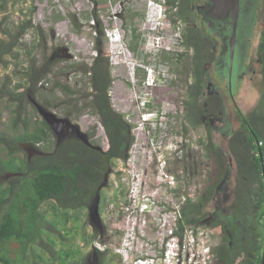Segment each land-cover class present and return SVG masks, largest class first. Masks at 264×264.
I'll list each match as a JSON object with an SVG mask.
<instances>
[{"label": "trees", "instance_id": "1", "mask_svg": "<svg viewBox=\"0 0 264 264\" xmlns=\"http://www.w3.org/2000/svg\"><path fill=\"white\" fill-rule=\"evenodd\" d=\"M91 1L93 7L98 5L95 0ZM165 5L173 10L171 23L181 24L179 33L184 53L191 52L184 78V119L190 126L202 128L205 134L200 141V160L196 162L198 175L203 176L201 188L195 199L184 205V220L219 230L221 237L214 248V264H262L264 224H259L255 209L263 186L264 16L257 46L262 66L260 99L247 114L241 113L232 101L240 123L235 128L224 89L213 84L209 76L215 60L214 30L203 26L193 0H165ZM90 18L92 33L104 36L96 9ZM71 21L77 23L75 19ZM28 24V21L20 24L22 33L30 27ZM76 26L79 30L80 26ZM129 32L132 39L137 37L136 28ZM14 46L15 42L1 49L0 44V56L10 53ZM94 50L92 62L79 68L87 76L86 92L80 95L59 82L55 88L68 97V103L73 102L72 106L82 102L84 108L96 115L107 140L104 150L86 145L71 134L65 133L57 139L49 125L37 116L28 96L38 95V84L52 73L51 69L45 70L48 61L37 67L32 60L23 74L27 82L24 87L17 84L10 90L5 81L0 88V100L14 104L11 125L16 132L12 136L0 133V147L6 150V156L0 158V264H29V255L36 263H43L42 255L34 252L35 246H43L48 260L55 264H66L69 258L75 257L78 250L62 257L60 250L51 248L52 233H59L60 247H63L70 220H85L84 225L90 224L89 209L106 174L109 179L114 163L125 162L129 156L134 126L111 104L109 91L113 79L109 56L97 45ZM209 82L212 85L208 88ZM23 88V92H18ZM29 105L34 110V119L28 118ZM22 146L32 148L33 154L21 156ZM220 195L223 205L217 207ZM50 215L54 218L51 221ZM85 242L89 244L91 238Z\"/></svg>", "mask_w": 264, "mask_h": 264}, {"label": "rangeland", "instance_id": "2", "mask_svg": "<svg viewBox=\"0 0 264 264\" xmlns=\"http://www.w3.org/2000/svg\"><path fill=\"white\" fill-rule=\"evenodd\" d=\"M98 5L93 7L91 0H0V44L1 49L15 42L11 52L0 56V88L5 81L10 90L17 84L26 85L24 73L33 61L35 66L42 67L49 62L45 70L52 73L39 84V94L29 97V102L53 113L57 118L68 119L78 125L80 130L95 146L103 150L107 148L104 131L96 115L83 107L82 102L72 106L68 97L58 88L56 82L69 86L80 95L87 91V76L79 70L89 65L96 55L94 47L99 46L111 63L113 79L109 97L113 108L126 115V119L134 127L133 152H135L138 167L155 180L161 172L171 174L179 186H185L189 200L195 199L196 192L201 188L203 176H199L196 162L200 160V141L205 137L200 127L190 126L184 119L183 100L185 97V69L190 65L191 52H186L180 39L181 24L173 25L170 18L173 10L165 5V0H95ZM194 7L205 0H193ZM160 5V11L156 9ZM97 10L104 36L98 37L92 33L91 12ZM264 0L258 5L256 24L249 51V71L240 81V95L235 96V105L239 110L249 108L250 100H243L255 90L253 83L259 85L260 64L257 62L256 46L262 26ZM75 19L80 26L72 23ZM29 22L25 32L20 30L22 22ZM206 26L205 24L203 25ZM136 28L137 37L132 39L130 29ZM206 28V27H205ZM63 48L59 58L52 54ZM252 70H256L253 73ZM210 78L213 84L221 86L226 94L227 105L231 121L234 126H240L235 112V105L228 97L227 81L217 80L213 67L210 68ZM252 88V90H251ZM24 88L18 92H23ZM79 94H77V98ZM73 98V97H72ZM250 99V98H249ZM39 102L45 104L42 106ZM14 104L7 100H0V133L12 136L16 132L12 128ZM36 109V108H35ZM76 110V111H75ZM37 111V109H36ZM246 111L244 114H247ZM34 110L27 107L28 118L34 119ZM37 113V116L40 115ZM68 115L66 116V114ZM70 114V115H69ZM147 114V119L144 115ZM69 116V117H68ZM71 116V118H70ZM41 118V117H40ZM130 146V150L132 148ZM22 152L31 156L33 149L22 146ZM6 156V150L0 147V158ZM122 168L123 162L116 161L113 170ZM4 181V178H1ZM112 177L108 184L100 191L99 226L106 231L107 237L101 236L94 224L84 225L85 220H70L66 243L60 247L59 233L53 232L51 248L66 253L77 252L75 257L67 260L66 264H118L117 257L108 251L101 252L94 245L112 244L118 232L117 216L118 204L123 199L125 188L117 190L112 185ZM195 189V190H194ZM222 196L217 200V207L223 204ZM263 196L261 190L256 201L255 213L260 225L264 224ZM50 215L48 220H53ZM57 229L63 231L61 225ZM212 230V243L215 248L220 240L218 229ZM113 235V237H112ZM91 238L87 244L86 239ZM112 238V239H111ZM114 238V239H113ZM45 246V245H44ZM47 248V246L45 247ZM63 249V250H62ZM60 250V251H59ZM34 252L42 255L43 263L50 262L49 255L43 246H35ZM29 264H39L29 255Z\"/></svg>", "mask_w": 264, "mask_h": 264}, {"label": "built area", "instance_id": "3", "mask_svg": "<svg viewBox=\"0 0 264 264\" xmlns=\"http://www.w3.org/2000/svg\"><path fill=\"white\" fill-rule=\"evenodd\" d=\"M133 147L123 167L111 173L114 188H125L116 239L94 247L110 252L118 264H214L212 230L184 220L185 186L166 172L153 180L138 167Z\"/></svg>", "mask_w": 264, "mask_h": 264}, {"label": "flooded vegetation", "instance_id": "4", "mask_svg": "<svg viewBox=\"0 0 264 264\" xmlns=\"http://www.w3.org/2000/svg\"><path fill=\"white\" fill-rule=\"evenodd\" d=\"M260 2L261 0H240L239 2L240 10L237 21L235 39H234V49H233L234 55H233V69H232V78L235 79V81L237 82L243 80L244 75L249 69L248 68L249 59H250L249 51L251 47L252 36L254 33L253 31L254 26L256 24L258 5ZM206 3L207 0L203 2L201 1L200 4L196 6V9L199 13L200 18L206 25V29L214 30V33L212 34V41L214 42L215 45L213 48V51L215 53V60L212 63L211 67H213V72L215 73V78L217 80L219 81L226 80L228 82L229 68L231 61V38H230L232 34L231 20L230 18L217 20L207 16L206 10L202 9V6ZM263 16H264V11H263ZM262 25H263V20H262ZM258 42H259V38H258ZM258 42H257V46H258ZM257 46H256V52H257ZM62 52H65L63 48L57 49L55 52H53L51 59L59 58ZM257 62H259L260 64L259 72H261L262 66L259 57L257 58ZM211 85L212 82H209L207 85L208 88ZM68 134L74 136L72 133H68ZM87 138L90 143V146L94 148L100 147L92 144L93 142H91V140L93 139V137L91 139L87 136ZM100 150L103 149L101 148ZM261 195L263 196L264 199L263 186L261 189ZM92 229H96L97 233L109 239L108 238L109 236L106 234V231L102 228V226H99L98 223L96 225H93Z\"/></svg>", "mask_w": 264, "mask_h": 264}, {"label": "water", "instance_id": "5", "mask_svg": "<svg viewBox=\"0 0 264 264\" xmlns=\"http://www.w3.org/2000/svg\"><path fill=\"white\" fill-rule=\"evenodd\" d=\"M240 0H207V3L202 6L203 10H206V14L209 17L220 20L224 18H230L232 25V34H231V61L229 68L228 76V89L231 96V85H232V69H233V49H234V39L237 27V21L239 16V5ZM211 25V24H210ZM232 97V96H231ZM33 105L37 109L38 114L41 119L44 120L53 131L57 139H60L65 133H72L76 138L81 140L84 144L89 145L88 138L85 133H83L78 125L73 124L68 119L57 118L53 113L47 111L40 105H38L34 100L32 101ZM96 149H101L100 147H95ZM261 159V158H260ZM261 168H262V180L264 187V162L261 159ZM108 184V174H106L104 182L98 188V192L93 202L92 206L89 209V219L91 224H99L101 217L99 213V202H100V191L103 187ZM264 264V248H263V260Z\"/></svg>", "mask_w": 264, "mask_h": 264}, {"label": "crops", "instance_id": "6", "mask_svg": "<svg viewBox=\"0 0 264 264\" xmlns=\"http://www.w3.org/2000/svg\"><path fill=\"white\" fill-rule=\"evenodd\" d=\"M253 71V73H255L256 71L255 70H252ZM247 72H250L249 70L247 71ZM246 72V73H247ZM259 74V81H260V83H259V85L257 86V84H255V83H253V79L252 78H250V82L252 81V84H254L255 86H252V88L255 90V93L253 94V93H251L252 94V99H251V97H250V93L248 94V96H246V94L244 93V96H243V100H246V103L248 102V100H250V105H249V108H247V109H245V112L246 111H249V112H251L254 108H255V106H256V104L258 103V101H259V99H260V95H261V91H262V84H261V74H260V72L258 73ZM246 75V74H245ZM244 75V76H245ZM240 83V81H235V79H233L232 78V85H231V96H230V94H229V89H227V92H228V97L235 103V96L236 95H240V93H242L241 92V88L239 87V84ZM227 88H228V86H227ZM252 88H251V90H252ZM250 98V99H249ZM241 111V110H240ZM243 110L241 111V113H245ZM248 112V113H249ZM238 127H240V126H236L235 128H238ZM263 203H264V199H263Z\"/></svg>", "mask_w": 264, "mask_h": 264}, {"label": "clouds", "instance_id": "7", "mask_svg": "<svg viewBox=\"0 0 264 264\" xmlns=\"http://www.w3.org/2000/svg\"><path fill=\"white\" fill-rule=\"evenodd\" d=\"M155 6H156V9L159 8V9L157 10V11L159 12V11H160V5L156 4Z\"/></svg>", "mask_w": 264, "mask_h": 264}]
</instances>
